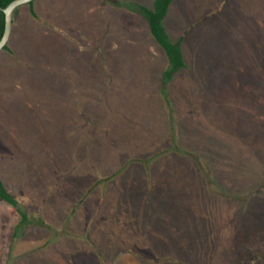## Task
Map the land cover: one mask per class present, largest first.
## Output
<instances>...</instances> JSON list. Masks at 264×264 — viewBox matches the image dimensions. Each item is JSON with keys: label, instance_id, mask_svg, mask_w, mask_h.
<instances>
[{"label": "rangeland", "instance_id": "rangeland-1", "mask_svg": "<svg viewBox=\"0 0 264 264\" xmlns=\"http://www.w3.org/2000/svg\"><path fill=\"white\" fill-rule=\"evenodd\" d=\"M118 22L115 18V30ZM166 28L173 42L178 34L185 40L193 34L181 46L185 67L167 85L161 82L166 68L156 60L158 51L149 53L143 46H130L133 59L119 62L112 57L84 60L77 54L76 66L58 69L32 65V57L26 66H0V175L29 217H40L48 226L28 227L13 236L20 215L0 199V264H101L97 250L109 263L127 245L103 241L116 236L113 220L107 232L94 227L95 237L85 227L88 222L75 220L78 208L72 222L66 216L105 172L97 173L98 164H106L108 171L124 160L129 169L115 172L110 186L104 179L86 200L91 207L100 205L106 194L107 201L120 202L117 207L137 218L130 223L139 243L130 251L146 256L138 264H164L151 259L160 252L182 255L178 244L197 264H239L238 256L244 264H264V0H179ZM33 40L28 35L27 51L40 53ZM117 50L115 56L125 51ZM71 119L80 126L71 129ZM149 135L162 150L173 137L189 153H170L180 161L170 163L179 171L172 180V173L167 181L160 177L169 154L166 162L151 163L152 195L134 170L138 160L131 158L150 144ZM44 141L52 146L49 153L42 149ZM57 153L63 156L57 163L38 162ZM100 154H107L102 162ZM52 187L55 196L44 193ZM86 200L81 209L89 208ZM94 209L93 224L99 217ZM233 246L239 247L237 257L226 250Z\"/></svg>", "mask_w": 264, "mask_h": 264}, {"label": "crops", "instance_id": "crops-1", "mask_svg": "<svg viewBox=\"0 0 264 264\" xmlns=\"http://www.w3.org/2000/svg\"><path fill=\"white\" fill-rule=\"evenodd\" d=\"M116 1L125 4L139 5L147 9H153L155 4V0H116ZM178 1L179 0H173V3L169 7L167 15L164 19V27L169 37L170 34L166 28V24L167 23L169 24L171 10L177 6ZM116 9L119 11V13L117 12ZM196 14H198V12H196ZM115 18H118L120 20V22L116 24L118 26L117 30H115L116 27H114ZM28 35L32 40L34 39L33 45L40 46V50H41L40 53H38L36 50L34 54H30L27 51L26 49L27 44H25V41ZM187 35H189L188 37H186L188 39L192 37L193 34L189 33ZM119 37L121 39L118 40ZM176 37L177 39L176 41H174V43H176L180 39H183L182 41L183 44V42L187 40V39L185 40V35L178 34L176 35ZM97 43L103 45L102 49L95 48L94 44ZM106 45H108V48H106ZM7 46H8L7 50L0 51V66L6 62H10V63L20 62L21 66H26L27 60L29 59L28 57L30 58L32 57L31 58L33 60L31 61L32 65L38 64L39 67L54 66L55 69H58V68L70 67L71 65L76 66L77 65L76 62L80 60L79 58L76 59L77 54L78 55L80 54L81 58L84 60H90V61L97 59L103 60L105 58L112 57V59L119 62L122 59V57L125 59L128 58H130L131 60L133 59L129 51L130 46H135L136 50L139 49L142 50L143 49L142 46H143L146 48V51H148L149 53H151L152 49L158 51L156 60L158 59L159 61H161L162 64L164 63L165 65L164 68H166L164 69L165 71L169 67V61L166 56V53L157 43L155 38L152 36L150 25L148 21L144 18V16L139 12L130 11L128 10V8H122V7L120 8L118 6L116 7L114 5H111L106 0H34L32 4L22 5L14 11L12 32L10 39L7 43ZM88 48H90V50H87ZM118 48H124L125 51H123L120 54V56H115L118 51L117 50ZM104 51L106 52L105 57H104ZM84 54H86L85 57ZM104 61H108V60H104ZM108 65L110 66L109 62ZM135 65L134 67H136ZM182 70L183 68L175 75L174 78H176ZM163 77L164 75L162 76L161 82H163ZM174 78L172 80H174ZM71 120L73 121V124L70 125L71 129L80 126V124L77 123V119H74L75 121L73 119ZM107 120H108L107 117H104V121L107 122ZM83 121L84 124L88 122L87 116H86V120ZM105 124L107 125V123ZM83 128L84 131L87 130L84 125ZM90 135L89 138H91ZM105 138L107 139L108 137L105 136ZM150 138L151 139H147V143L150 141V144L146 145L145 147L138 148L137 151L134 152V154H132L131 158H136L138 160L137 161L138 163L136 164L137 167L134 168V170L145 178L144 179L145 186H147V190L150 192V193L148 192L149 195H152L151 190L155 186L154 183H156V181L154 180L156 179H152L151 174L148 179L145 166L139 163V162H143L144 160H148V158H150L155 151L159 152L161 150L159 145L160 142L158 141L157 144H155V142H152L154 137L150 136ZM158 138H160V135L158 136ZM106 139L104 141V145L109 144L107 143ZM152 143H154L155 145L153 146ZM147 146L151 148V151L148 150L149 148L147 149ZM156 146L157 148L154 149V147ZM175 154L176 153H173V156ZM56 155L57 156L55 158H51V155H47L46 158L41 157L40 159H38V162L46 161V163L47 162L57 163L61 159H63L62 155H59L58 153ZM106 155L107 154L105 155L100 154L99 160L102 162L103 159L101 157L104 156L103 158L105 159ZM179 156L182 157L181 155L178 154L177 157ZM165 157L162 156L158 158V160H155L154 163L158 162L162 164V162H166L167 159H164ZM173 159L174 157L170 156L169 161H172ZM123 163L124 164H119V167H116V163H112L111 165H109L108 163L109 165L108 171L110 172L106 171L107 168L106 164H104L103 166L100 165L102 163L98 164V168L96 169L97 173L100 174L103 171L105 172L100 176H97L96 180L91 186L96 187L104 179L107 180L106 185L109 186L112 185L115 179L112 177V175L117 171L118 172L116 174L123 173L131 166L130 163L127 166H125V164L128 163L125 160L123 161ZM168 165H170V162L168 163ZM141 167L143 169H141ZM169 167L173 168V170H170V174L171 173L173 174L172 177H174V175H177L179 173V171L175 170V166L170 165ZM154 170L155 169L151 167V170H149V172L151 173ZM158 175L160 176L159 172ZM160 177H162L163 179L167 178L166 176H160ZM55 179H61V177H57ZM106 190L107 189H104L105 192H107ZM53 194L54 196L56 195L55 192ZM82 194L85 195V193ZM103 201L104 202L102 204L99 205L100 202H98L96 206L91 207V204H88L86 200L84 205L86 204V206L89 208H85L84 206V208L81 209L82 207L80 206V208H78L79 212L78 214L76 213V217H75V220H77V217H79L84 221L88 222V224H85V227H87V230L90 234L95 233L96 234L94 235L95 237L98 235V231L96 232L94 227L98 228V230L100 231L107 232L108 227L106 226V224L109 222V220L111 221V215L115 213L114 212L115 210L120 216H124L126 215V213L130 214L129 212L122 210V208L117 207L119 206L120 202H114L111 200L107 201L106 194H105V199ZM50 204L53 203L50 201ZM94 207H96V211H98L96 213L99 214V217L95 223L100 225H96L95 223L93 224L95 220ZM52 208H55V206L53 205ZM100 208H102L104 212H109V216H105V215L101 216V211H99ZM55 211L58 212L57 210ZM67 213L70 214V210ZM79 213H81L82 215L79 216ZM68 216H66V221L72 222L73 215L71 216V218ZM66 223L67 222H65L64 225H66ZM90 223H92V226L90 225ZM118 233H119V229L116 227L115 238L117 237ZM115 238H113L112 240L106 238L103 239V241L112 242L114 241Z\"/></svg>", "mask_w": 264, "mask_h": 264}, {"label": "trees", "instance_id": "trees-1", "mask_svg": "<svg viewBox=\"0 0 264 264\" xmlns=\"http://www.w3.org/2000/svg\"><path fill=\"white\" fill-rule=\"evenodd\" d=\"M12 1H14V0H0V7L5 8ZM32 3L33 2H31L29 4H32ZM118 3L120 6L123 5V6H126V8H128V9H132L133 11L139 12L148 21V23L150 25L152 36L155 38V40L160 45V47L165 51L166 56H167L168 61H169V67L164 72L165 74L163 77V84L167 85L175 77V75L182 68L185 67V62H184L183 53H182V49H181L183 39H180L176 43L172 42L170 40V37H169L165 27H164V19L167 15L169 7L173 3V0H155V4H154L153 9H147V8L139 6V5L124 4V3H120V2H118ZM132 6H133V8H131ZM4 29H5V14L0 9V40L4 34ZM7 49H8V46L6 45L3 50H7ZM172 139H173V137L170 139V141H171L170 145L171 146L169 148L163 149V150L161 149L159 152H156L155 155L148 158V160H144L143 162H139L140 164H143L145 166L146 173L148 174V179L150 177L149 170H151V167H152L151 163L155 162V160L157 158L162 157V156H166L167 154L170 155V153H176V152L179 155H188L189 156V153H187L186 150H182L180 145L178 143H175V140H173V142H172ZM50 148H51V145L48 142L44 141L42 143V149H44L46 151V153H49ZM191 156L195 158L194 159L195 162H197V165H200V167H201V163H199V160L197 159V157H195L194 155H190V157ZM179 162L180 161L176 160V158L173 159L172 161H170V163H174L176 165H178ZM40 163H42V162H40ZM128 164L129 163L125 164V166H127ZM169 166L170 165H168V164L165 166H162V169H161V171H162L161 175L162 176L168 177V175L170 174V170H171ZM172 166H175V165H172ZM204 172H205V169H204ZM205 175L208 179V184L213 185L214 183L212 182L210 176L206 172H205ZM60 176H62V175H60ZM174 177H177V175L176 176L174 175ZM174 177H171V180ZM41 187H39L38 189H34V190H40ZM55 187H52L51 189L45 190L44 193L49 194V195H53ZM94 187L95 186H91L89 191L87 193H85L86 197H88L87 194H89V193L91 195V192H93ZM74 195H76V193L72 192V197H74ZM85 195H83V197L75 203V205L72 208V212H70V214H69V217H71L73 215V213L76 212L77 208H80V206H81L80 204H82L86 199ZM0 199L5 201L7 204L11 205L12 207H14L16 209L17 213L20 215L21 219L16 226V229L14 231L13 236H15V237L19 236L28 227H35V228H40L41 230H44V229L48 230V226L46 225L45 221L42 218L37 217L35 219H31V217H29V213L27 211V207L25 206V204H23L18 199V197L16 195H14L13 193H11L9 191V189L5 186V183H4L1 175H0ZM114 212L115 213H113L111 215V220H113V223L119 229V233H118L117 237L114 239V241H116L114 244L119 243L120 245H122V244L124 245L126 242L127 243L126 246H128V245L129 246L127 249L125 248L126 246L125 247L123 246L120 249V251L117 252L115 254V256L112 257V260L109 263H107V261L105 260L106 258L104 257V255L101 254V251L97 250L98 260L101 262V264H116L119 260L123 263L129 262L130 264H138V261L140 263V259H143L146 257V256L142 255L143 252L141 253V255H134L130 251V250H132V248L135 245H136V247H138V243H139V241L137 242V240L134 239V237L137 235V233L136 232L133 233L135 226L132 223H130V221L132 222V221H138V220H137V218H134L132 216V214L128 215V213H126V215L120 216L116 210ZM148 225L150 226L149 229H151V224L149 222H148ZM49 230H51V228ZM51 231H53V230H51ZM89 241H90V239H88L87 243H89ZM93 244L95 245V243H93ZM150 245H154V243L149 244V246ZM168 246H170V245H166V247H168ZM177 246H181L182 255L178 254V255H175L173 257V255H170L169 253L166 254V253L160 252L161 256L155 258L157 260L151 259V258H147V259L162 262L164 264H168V263L197 264L198 263V262H193V261L191 262L190 261L191 260L190 255L187 254L184 246H182L181 244H178ZM151 247H153V246H151ZM162 247H165V246L163 245ZM174 247H176V246H174ZM174 247L172 249H174ZM223 249H226V248H223ZM244 249L245 248H243V251H244ZM226 250H227V252H230L237 257V252H235V251H239V247L237 248V247L233 246V247H231V249L227 248ZM169 251L170 250H168V252ZM220 252L223 253V250ZM245 252H247V251H245ZM237 260L239 261V264H244V262L242 261L243 259L240 258L239 256H238Z\"/></svg>", "mask_w": 264, "mask_h": 264}, {"label": "water", "instance_id": "water-1", "mask_svg": "<svg viewBox=\"0 0 264 264\" xmlns=\"http://www.w3.org/2000/svg\"><path fill=\"white\" fill-rule=\"evenodd\" d=\"M34 0H14L12 1L7 7L1 8L0 9L3 11L5 14V29H4V34L0 40V51L4 49V47L7 45L11 32H12V26H13V14L14 11L25 4H29L33 2Z\"/></svg>", "mask_w": 264, "mask_h": 264}]
</instances>
